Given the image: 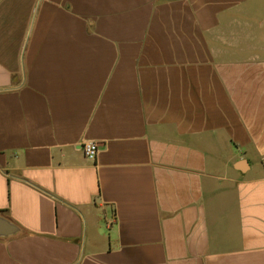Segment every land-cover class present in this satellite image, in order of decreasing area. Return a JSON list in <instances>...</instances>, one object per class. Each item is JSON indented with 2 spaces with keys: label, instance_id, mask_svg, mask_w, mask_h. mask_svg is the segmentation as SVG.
Here are the masks:
<instances>
[{
  "label": "crops",
  "instance_id": "1",
  "mask_svg": "<svg viewBox=\"0 0 264 264\" xmlns=\"http://www.w3.org/2000/svg\"><path fill=\"white\" fill-rule=\"evenodd\" d=\"M0 220V264H264V0H0Z\"/></svg>",
  "mask_w": 264,
  "mask_h": 264
},
{
  "label": "built area",
  "instance_id": "2",
  "mask_svg": "<svg viewBox=\"0 0 264 264\" xmlns=\"http://www.w3.org/2000/svg\"><path fill=\"white\" fill-rule=\"evenodd\" d=\"M86 159L95 161L99 152L98 143H87L82 147Z\"/></svg>",
  "mask_w": 264,
  "mask_h": 264
},
{
  "label": "water",
  "instance_id": "3",
  "mask_svg": "<svg viewBox=\"0 0 264 264\" xmlns=\"http://www.w3.org/2000/svg\"><path fill=\"white\" fill-rule=\"evenodd\" d=\"M13 231H15V229L12 226L3 220H0V235H8Z\"/></svg>",
  "mask_w": 264,
  "mask_h": 264
}]
</instances>
